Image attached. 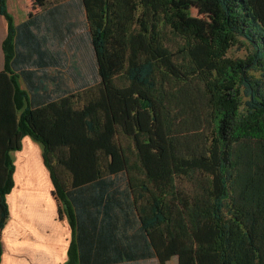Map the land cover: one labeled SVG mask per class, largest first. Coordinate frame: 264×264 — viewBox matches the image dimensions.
Masks as SVG:
<instances>
[{
	"label": "trees",
	"instance_id": "16d2710c",
	"mask_svg": "<svg viewBox=\"0 0 264 264\" xmlns=\"http://www.w3.org/2000/svg\"><path fill=\"white\" fill-rule=\"evenodd\" d=\"M32 3L15 25L0 0V81L26 102L0 161V229L10 153L30 137L70 231L63 264H264V0ZM239 39L250 54L228 58ZM69 43L91 50L93 75L75 71L70 91L64 53L51 90L36 71Z\"/></svg>",
	"mask_w": 264,
	"mask_h": 264
},
{
	"label": "crops",
	"instance_id": "0c3cea01",
	"mask_svg": "<svg viewBox=\"0 0 264 264\" xmlns=\"http://www.w3.org/2000/svg\"><path fill=\"white\" fill-rule=\"evenodd\" d=\"M57 1L60 5L73 1L77 6V0ZM72 13L71 24L75 25L76 8ZM27 18L28 14L25 19L17 21L13 17V22L17 25L26 21ZM5 21L3 17H0V74L5 68L2 48L3 40L7 36ZM56 30H58L57 27ZM60 32L62 34V25H60ZM64 49V46L54 44L53 54L58 55L61 60H58L57 66L49 67L46 72L36 71V77L43 78L46 74L49 79H52L50 81L52 83L51 90H53V85L57 87L61 82L62 54L66 53ZM68 50L71 51V57L65 58L68 61L66 68L70 72L67 73L66 79L67 88L71 91L74 44L69 43ZM1 79H4V82L0 81V161L3 153L5 159L8 155L7 147L11 124L16 126L21 115L19 103H26L24 98H18L13 91L9 74H5V78ZM5 85L10 89L4 88ZM20 89L27 95V100L33 99L34 93L26 89L23 83L20 84ZM42 95V92L36 91L35 102L36 100L40 101L39 104H35L36 107H41L43 104L41 102ZM48 98L58 99L54 98L49 91ZM2 145H4V151ZM10 156L14 167L13 188L5 197L8 206V220L0 229V264H60V259H63V262L66 261L68 244L66 245L65 238H62L63 217L59 219L57 215L58 203L52 194L53 187L49 173L42 163L41 147L30 137H23L20 139L18 150L12 151ZM63 232L65 235V231Z\"/></svg>",
	"mask_w": 264,
	"mask_h": 264
},
{
	"label": "rangeland",
	"instance_id": "374dc122",
	"mask_svg": "<svg viewBox=\"0 0 264 264\" xmlns=\"http://www.w3.org/2000/svg\"><path fill=\"white\" fill-rule=\"evenodd\" d=\"M61 1V0H60ZM193 1V0H190ZM7 8L8 13L12 17H14L17 20L25 19L27 14H30V12L35 13L37 11V8L32 9L33 3L32 0H7ZM198 9L196 6H192V9L190 10V15L192 19L195 21L202 22L205 20V17L198 13ZM76 17H78L79 24L84 23L83 15H81V12L79 13L76 10ZM78 35L84 34V29L78 28L77 31ZM74 54H73V69H72V75L75 74V71L79 70L85 75H93V61H92V52L89 48H87L85 45H81L78 43H74ZM68 46L64 45L65 47V57H71V51L68 50ZM250 54V47L246 44V42L242 39L237 40V43H235L230 50L228 51L227 57L230 59H241L247 58ZM68 62V61H67ZM73 85V84H72ZM71 85V88H72ZM242 102H246L248 99L245 97L244 94L241 93ZM56 203V202H55ZM62 238H65L66 245L68 244L69 237V229L67 226L66 219L63 218V224H62ZM65 231V235L64 232ZM63 259H60V264H62ZM127 264V263H125ZM131 264H158L155 260H148L145 262L139 261L137 263H131ZM167 264H176L175 259H171Z\"/></svg>",
	"mask_w": 264,
	"mask_h": 264
}]
</instances>
